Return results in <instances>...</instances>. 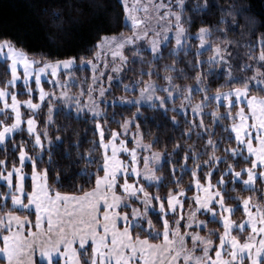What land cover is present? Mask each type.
<instances>
[{
	"label": "snow or ice",
	"instance_id": "1",
	"mask_svg": "<svg viewBox=\"0 0 264 264\" xmlns=\"http://www.w3.org/2000/svg\"><path fill=\"white\" fill-rule=\"evenodd\" d=\"M19 5L0 17V264H264V0ZM131 50L172 59L137 70ZM108 54L138 78L72 92L74 72L90 66L95 83ZM113 79L130 94L106 99ZM89 120L84 151L77 123ZM162 134L171 151L153 147Z\"/></svg>",
	"mask_w": 264,
	"mask_h": 264
},
{
	"label": "trees",
	"instance_id": "2",
	"mask_svg": "<svg viewBox=\"0 0 264 264\" xmlns=\"http://www.w3.org/2000/svg\"><path fill=\"white\" fill-rule=\"evenodd\" d=\"M257 7L259 8L260 7V4L257 3ZM22 10L20 8V5H19V0H0V17H13L15 16L18 11ZM34 44H35V40L32 41ZM172 45H168V47H171ZM135 50H131L129 51L128 53V57H129V61H128V65H126V67H134L136 68L137 70L140 69L141 67H144V68H147L149 67L150 65L152 66H155L157 64H163V63H170L171 62V59L172 57H169L167 56V51L165 50V58L164 60H161V61H156V60H153L152 59V56L150 54V52H142L141 53V58L142 60L144 61L143 64L141 63V59L138 58L135 62H133L132 60V54ZM208 53H204V55H207ZM179 67H182L183 65H178ZM162 74H163V70H161ZM74 76L76 77V79L78 80H84V79H87L88 81L91 80L92 78V69L91 67H85V68H82L80 69L79 71H75L74 72ZM7 78L5 75H4V65L0 64V85H2V81L3 79ZM120 78L122 79L123 83H130V78L132 79H136L138 78V75L136 73H134L133 71H126V72H122L120 73ZM144 79H148L147 76L144 77ZM152 79L155 80L158 84H163L164 81L162 79H160L159 77L153 75L152 76ZM187 83H192L191 80H188L186 81ZM46 85V89L50 87V84L49 83H45ZM86 85V90H84V95L87 97L89 95V86H88V82L87 83H84ZM20 87V83L17 85V88ZM78 85H73V87H70L71 91L75 93V90L78 89L77 88ZM111 91L107 92V99L108 100H111L113 95L115 96H120V95H129L130 93H125L123 92L122 90V87L115 81L112 86H111ZM20 98H27L26 95H20L19 96ZM194 98L195 99H199V95L198 94H195L194 95ZM35 99V97H34ZM177 102V100H176ZM103 107V105H102ZM132 110L134 109H128V108H120L118 109V113L120 111H123L125 114H129ZM208 109L205 108V111H207ZM109 111V115H111V109H108ZM221 111H223V109H221ZM44 113H47V107L45 106L44 108ZM174 113H170V115H172ZM53 117L54 119H56L57 121H61L64 119V113L63 111H58V112H54L53 113ZM188 118L191 119V114H190V111H189V114H188ZM37 119H40V117H37ZM117 119H120L119 115H117ZM178 119L180 120V128H178L176 130V132H172L170 133L171 135L175 136L177 139H179L180 137L178 136V133L180 131V129L182 128H185L187 127V124H185L184 120L182 117L178 116ZM205 123L207 124H210L211 121H210V118L209 117H205ZM221 123H230V121H221ZM92 122L89 120L86 124L85 123H77V129H78V132L82 135L83 137V145H82V150L84 151H87L89 149V146L92 142V140L94 138H96L94 136V132H93V128L91 126ZM111 127L113 128H116L117 127V124L115 122H112L111 123ZM169 129L171 128V125H168ZM155 131V129H154ZM220 129L217 128V134L220 133ZM196 139L195 135H193V137L191 139H186L184 142L187 143V144H192L194 142V140ZM206 139V137H205ZM174 143V140L173 141H166L163 139V134H162V138H161V143L159 144H155L153 147L157 150H162L163 149V146L164 144H167L168 146V151H171V148H172V144ZM198 143H202V141H198ZM234 146V144H233ZM210 150V149H209ZM219 154V153H217ZM206 157H202V159H204ZM84 161L81 162V164H83ZM189 164L191 165V161H189ZM243 164V160H241V165ZM191 179L190 175L186 174L184 177H183V180L181 182L182 186H187V183L188 181ZM213 183H215V178H213ZM258 187H262L261 185H257ZM169 187H171V185H169ZM150 191L154 190V189H149ZM195 192V187L193 186V189L192 191H189L187 194L189 196L193 195V193ZM243 195H248V192H244L242 193ZM203 218H206L204 215H201ZM233 219H239V220H242L243 218V214L240 212V211H237L233 216H232ZM209 228H217L219 227L218 225L214 224V223H209L208 225ZM222 230V229H221Z\"/></svg>",
	"mask_w": 264,
	"mask_h": 264
},
{
	"label": "rangeland",
	"instance_id": "3",
	"mask_svg": "<svg viewBox=\"0 0 264 264\" xmlns=\"http://www.w3.org/2000/svg\"><path fill=\"white\" fill-rule=\"evenodd\" d=\"M144 2H149V3H153V4H156V5H159L161 2H163L164 4H168L170 2V0H144ZM164 11H165V9H160V13L161 14H163ZM149 27L153 28V29H155V31L159 32L160 35H161V39H163V37L165 35V31L164 30L166 28V23L165 22L157 21L156 19H153L152 23L149 25ZM148 43H149L148 41H145V47L148 45ZM173 43H174V41H173ZM128 53H129V51H126L124 54L126 56H128ZM105 58L108 60V65L107 66H105V64L103 62V60ZM115 63L118 65L119 61L117 60ZM109 75H113L114 77H120V73H118V72H116L114 70L113 59H112L110 54H108L106 57H102L100 62L97 64V70H96V78L97 79H96L95 83L93 82V69H92V78H91L90 81H88L87 79H84V80L76 79L77 82L75 84H73V85H78V87H77L78 89L75 90V93H80L81 90H83V96L86 97L84 95V93H85L84 90H86V85L84 83L88 82V86L93 89V95L98 96V94H99V92H100L102 87L105 88V89L108 88L109 83H110L109 79H108ZM115 81H116V79H113V81L111 82V86H112V84ZM42 83H43V86L46 89L45 82L42 81ZM18 84H19V82H18ZM73 85H69V88L73 87ZM51 87H52V85H50V87L47 88L46 90L50 89ZM161 94H163V93H161ZM19 99L20 100H24V99H27V98H20L19 97ZM106 99H107V95H106ZM180 102H181L180 99L177 98V102H176L177 105H179ZM54 103H55V101H54ZM0 107H2V105H0ZM101 107H102V105H101ZM23 110L24 109L22 108V111ZM233 111H235V109H233ZM128 146L131 147L132 145L129 144ZM245 155H247V153H245ZM124 158L127 159V156H125ZM186 207L187 206H185V209H186ZM199 218L200 219H205L201 215H199ZM243 219H244V217L242 218V220ZM233 220H235L237 223H239L241 221L239 219H233ZM38 259H39V257H38Z\"/></svg>",
	"mask_w": 264,
	"mask_h": 264
}]
</instances>
